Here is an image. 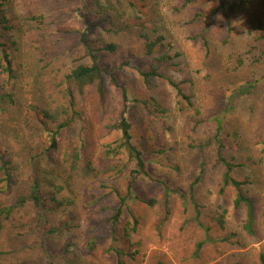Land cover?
Here are the masks:
<instances>
[{
	"label": "rangeland",
	"instance_id": "obj_1",
	"mask_svg": "<svg viewBox=\"0 0 264 264\" xmlns=\"http://www.w3.org/2000/svg\"><path fill=\"white\" fill-rule=\"evenodd\" d=\"M263 2L221 0L219 7L218 0H8L17 80L14 104L0 101V154L13 168L10 188L0 191V208L11 212L0 219V264H117L110 247L129 249L123 238L129 221L125 209L111 237L109 220L118 201L110 190L125 195L132 165L127 158L101 163L104 146L119 137L108 130L122 110L119 88L106 77L102 101L95 87L76 96L77 116L49 159L41 153L44 135L32 112L39 106L54 114L50 127L69 121L64 77L81 60L83 17L92 24L94 48L117 47L113 54L101 51L100 62L126 89L131 135L147 171L134 189L141 200L154 201L130 204L139 223L133 235L138 254L134 260L123 257L122 264H261L264 40L254 38L256 30L264 31ZM144 37L158 40L151 56L145 55ZM162 56L167 58L159 66L162 77L144 82L138 72ZM169 81L190 101L178 102ZM218 124L221 157L239 165L232 177L248 182L240 192L253 203L252 234L244 228L245 205L234 206L236 191L220 192L225 167L216 157ZM74 149L81 156L77 174L63 163ZM87 163L102 168L116 163V171L126 170L94 178ZM32 175L39 183L41 210L29 198ZM56 185L64 189L57 198L69 199L70 205L50 212ZM68 213L71 228L47 233Z\"/></svg>",
	"mask_w": 264,
	"mask_h": 264
},
{
	"label": "trees",
	"instance_id": "obj_2",
	"mask_svg": "<svg viewBox=\"0 0 264 264\" xmlns=\"http://www.w3.org/2000/svg\"><path fill=\"white\" fill-rule=\"evenodd\" d=\"M219 7H222L221 0H218ZM264 6V2H263ZM8 0H0V101L4 100L8 104H14V82L17 80V70L15 69V58L13 56V50L16 48L17 43L14 39V34L10 35V32L16 31L13 17H10L7 12ZM234 7V5H232ZM231 7V9H232ZM83 29L78 33V45L80 47V51L82 53L81 60L77 61L69 71V73L64 77V84L66 87L63 89L64 96L67 101V109L69 111V121L65 123H60L54 127H50L52 125L50 122H55L56 116L52 114L49 110L45 108H41L39 106H33L32 112L35 114L37 121L40 125V131L44 135L45 145L41 153L49 159V155L57 154L59 150V143L61 133L64 129H66L69 123L72 121L74 117L77 116L76 111V96H80L83 94L84 90L90 87H95L99 99L102 101L105 97V83L106 77L112 82L113 85L117 86L120 90V95L122 99V110L119 114L118 120L108 126V130L112 132H116L119 134V137L114 140L110 144H106L104 146V150L102 153L101 163L106 166L107 161H111L114 159H118L117 162L121 161L124 158H127V164L130 163L132 168L127 171V183H126V193L125 195H121L120 192L116 189H111L110 194L114 195L118 201L117 207L114 209L113 215L110 217L109 222L112 226L111 237L114 238V226L119 223L123 210L125 209L128 213L129 221L125 224L123 228V238L127 242L129 249L127 251L119 250L115 247H110V251H112L117 257V264H122V258L125 257L129 260H134L135 256L138 254L137 242L133 241V235L137 234L138 229V219L133 214V212L129 209L130 204L135 202L145 203L147 205H153L154 201H144L139 198L134 189V183L138 179H143L147 177L146 171V160L144 158L143 152L138 147L137 144L133 142V137L131 135V125L127 118V110L128 100H127V92L123 85H119L116 82L115 77L113 76L111 71L105 69L101 65L100 60V52H106L108 54H113L117 47L115 45H104L100 50L94 48L93 41L89 37V31L91 30L92 24L90 20L86 17H83ZM257 31V38L254 40L256 42H260L264 40V31L260 29ZM9 34L10 36H7ZM144 41H149L146 37H144ZM199 39L202 43V46L205 50H207V43L202 35H199ZM160 40V39H159ZM158 40L154 42H147L145 46V55L151 56L153 55L154 47L157 45ZM254 48H250V50H254ZM167 60L166 57L162 56L161 58H154L150 64L149 70L145 72H138L139 75L143 78L144 82L148 81L149 78H161L162 76L158 73L159 66ZM124 66H128V63H124ZM129 67V66H128ZM169 85L174 89L175 96L180 101L189 102V98L184 95L181 88L178 84L169 81ZM146 106V104H142ZM191 105V102H190ZM161 114L164 113V110L160 111ZM50 124V125H49ZM221 131V126L218 124L214 131V139L217 142V153L216 157L220 163H222L225 167L222 176L221 188L220 192H223L226 188L231 187L236 191V197L234 199V206L238 207L241 204H244L246 207V221L244 224V228L249 234L253 233V203L252 201L245 197L241 192L240 188L244 185H247V180H236L232 177V172L234 169L238 168L239 165L233 163V160L228 159L227 161L221 157L220 150L222 149V143L219 138V133ZM80 152L78 150H73L65 158L64 164L67 166L66 168L72 174H77L79 171V163H80ZM87 167L85 169L87 172L94 178L98 176H109L110 174L117 172H123L126 170V166L122 169L119 168L117 171V165L109 164L107 168L102 167H92L87 163ZM106 164V165H105ZM13 168L11 166V160L5 156V153L2 152L0 154V191L2 187L5 189H9L12 184L13 178ZM32 174H35V170H32ZM2 175V176H1ZM198 179L195 180L197 182ZM39 183L35 175H32V183L29 189V198L35 207L38 210H41V201L38 194ZM63 187L60 185H56L54 187V192L50 196V203L53 205L48 209V211L53 212L57 211L59 208L64 207L65 209L70 205V201L67 198H57L58 195H61L63 192ZM167 188L165 189L166 195L169 196L167 192ZM183 197V195H181ZM22 203V202H21ZM167 205V203H166ZM10 209L0 208V219H8L10 214ZM72 220L71 213H68L65 218L64 223H60L57 226L50 228L47 231L49 234H59L63 230L71 228L69 223ZM218 224L220 227L223 226L222 218L218 219ZM202 244H198L195 249V254H197L201 248ZM261 264H264V256L261 254L259 256ZM157 264H162L158 262Z\"/></svg>",
	"mask_w": 264,
	"mask_h": 264
}]
</instances>
